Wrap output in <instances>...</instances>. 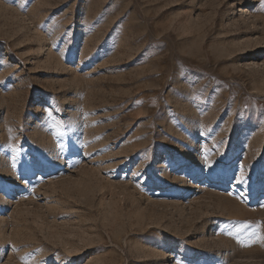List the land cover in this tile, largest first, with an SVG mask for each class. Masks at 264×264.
Masks as SVG:
<instances>
[{
    "label": "rangeland",
    "instance_id": "1",
    "mask_svg": "<svg viewBox=\"0 0 264 264\" xmlns=\"http://www.w3.org/2000/svg\"><path fill=\"white\" fill-rule=\"evenodd\" d=\"M0 264H264V0H0Z\"/></svg>",
    "mask_w": 264,
    "mask_h": 264
},
{
    "label": "snow or ice",
    "instance_id": "2",
    "mask_svg": "<svg viewBox=\"0 0 264 264\" xmlns=\"http://www.w3.org/2000/svg\"><path fill=\"white\" fill-rule=\"evenodd\" d=\"M39 165H40V161H33V162H32V166H33V167H37V166H39ZM239 180H240V181H244V174H243V172L240 173ZM243 227H247V225H244ZM239 231H240V229L238 228V229H237V232H239ZM249 236H250V237H251V236H255L257 239H261V238L259 237V233H258V231H255V232H253V233H250ZM238 242H239V241H238ZM242 246L247 247V246H251V244H242Z\"/></svg>",
    "mask_w": 264,
    "mask_h": 264
},
{
    "label": "bare ground",
    "instance_id": "3",
    "mask_svg": "<svg viewBox=\"0 0 264 264\" xmlns=\"http://www.w3.org/2000/svg\"><path fill=\"white\" fill-rule=\"evenodd\" d=\"M200 185H202V184H200ZM201 188H199V189H203L205 186H200ZM205 189V188H204Z\"/></svg>",
    "mask_w": 264,
    "mask_h": 264
}]
</instances>
